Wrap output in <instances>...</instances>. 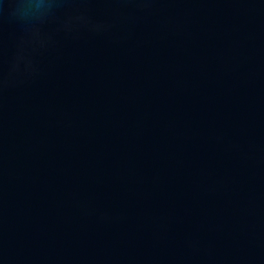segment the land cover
<instances>
[{"label": "water", "instance_id": "1", "mask_svg": "<svg viewBox=\"0 0 264 264\" xmlns=\"http://www.w3.org/2000/svg\"><path fill=\"white\" fill-rule=\"evenodd\" d=\"M0 264H264V0H0Z\"/></svg>", "mask_w": 264, "mask_h": 264}]
</instances>
